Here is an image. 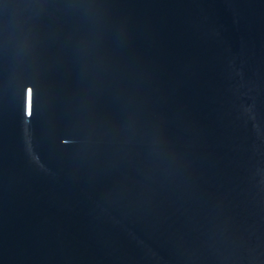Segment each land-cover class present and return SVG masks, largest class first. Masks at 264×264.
Listing matches in <instances>:
<instances>
[{
  "label": "water",
  "instance_id": "water-1",
  "mask_svg": "<svg viewBox=\"0 0 264 264\" xmlns=\"http://www.w3.org/2000/svg\"><path fill=\"white\" fill-rule=\"evenodd\" d=\"M0 264H264V0H0Z\"/></svg>",
  "mask_w": 264,
  "mask_h": 264
}]
</instances>
